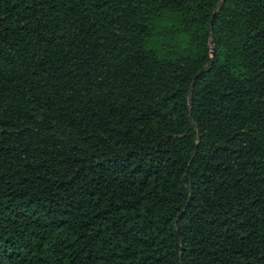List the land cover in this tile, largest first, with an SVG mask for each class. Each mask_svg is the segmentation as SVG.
Here are the masks:
<instances>
[{
    "label": "trees",
    "instance_id": "1",
    "mask_svg": "<svg viewBox=\"0 0 264 264\" xmlns=\"http://www.w3.org/2000/svg\"><path fill=\"white\" fill-rule=\"evenodd\" d=\"M0 264H264V0H0Z\"/></svg>",
    "mask_w": 264,
    "mask_h": 264
},
{
    "label": "water",
    "instance_id": "2",
    "mask_svg": "<svg viewBox=\"0 0 264 264\" xmlns=\"http://www.w3.org/2000/svg\"><path fill=\"white\" fill-rule=\"evenodd\" d=\"M209 26H210V29H211V26H212V18H211V20H210V25H209ZM213 50H214V49L212 48V53H213Z\"/></svg>",
    "mask_w": 264,
    "mask_h": 264
}]
</instances>
